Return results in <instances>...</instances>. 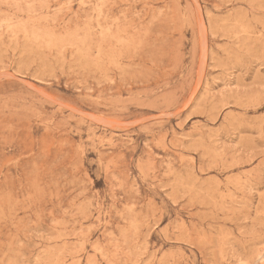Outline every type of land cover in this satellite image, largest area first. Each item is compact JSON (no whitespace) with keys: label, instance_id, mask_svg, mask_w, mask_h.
<instances>
[{"label":"rangeland","instance_id":"1","mask_svg":"<svg viewBox=\"0 0 264 264\" xmlns=\"http://www.w3.org/2000/svg\"><path fill=\"white\" fill-rule=\"evenodd\" d=\"M0 264H264V0H0Z\"/></svg>","mask_w":264,"mask_h":264}]
</instances>
